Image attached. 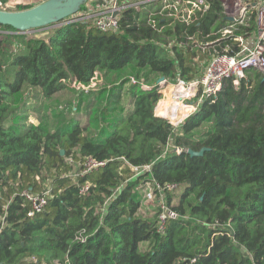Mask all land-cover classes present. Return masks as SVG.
Returning a JSON list of instances; mask_svg holds the SVG:
<instances>
[{"label": "trees", "instance_id": "trees-1", "mask_svg": "<svg viewBox=\"0 0 264 264\" xmlns=\"http://www.w3.org/2000/svg\"><path fill=\"white\" fill-rule=\"evenodd\" d=\"M206 2L210 9L190 26L154 16L153 27L151 3L123 11L118 32L90 21L50 26L47 36L0 25V264H264L261 72L248 70L237 86L228 80L178 128L155 117L157 81L192 80L209 62L214 48L196 43L220 52L229 46L234 54L240 49L234 39L256 30L254 12L223 36L229 22L222 3ZM31 8L20 4L16 11ZM98 72L107 82L87 106L88 123L51 110V130L38 116L50 110L43 102L73 80L88 84ZM168 104L161 103L160 113L170 118ZM179 109L181 118L189 112ZM31 114L39 117L34 123ZM169 142L183 152L161 157ZM203 148L209 151L201 157L187 153ZM87 157L107 164L77 182L64 177ZM124 159L136 167L154 162L149 177L179 186L167 198L180 218L168 220L163 231L157 215L139 214L136 188L143 178L132 179ZM86 184L89 192L82 194ZM47 191L45 208L31 216L24 193Z\"/></svg>", "mask_w": 264, "mask_h": 264}, {"label": "built area", "instance_id": "built-area-1", "mask_svg": "<svg viewBox=\"0 0 264 264\" xmlns=\"http://www.w3.org/2000/svg\"><path fill=\"white\" fill-rule=\"evenodd\" d=\"M220 1L226 19L231 18L233 21L228 20V26L219 33L223 36L231 35L238 27L245 26L254 12L256 14V30L248 38L247 36L240 35L234 39L235 42L240 44V49L234 54L229 46H226L220 52L213 44L210 46L208 44L196 43L195 48H201L203 50L210 47L214 48V52L205 66L204 71L192 80L178 79L173 82L174 84L169 87V97L164 92L162 99V94L160 93V99L155 108V117L165 120L168 119L167 121L174 128H178L188 118L195 115L206 102L216 99L228 80L232 79L234 85L237 86L240 80L246 76V72L251 69L261 72L264 77V0ZM150 3L154 5L153 12L151 11L149 13V22L153 27L156 26V20L152 19L154 16H159L162 21L172 19L186 26H190L196 24L199 18L210 9V5L206 0H140L122 4L119 3V0H88L77 14L64 20L60 25L64 23L90 21L102 31L118 32L120 29V15L123 11L132 7L139 10L141 6ZM0 10L12 11L15 10V7L0 1ZM190 40H193V38H190ZM97 75L96 73L95 77L88 84L73 80L70 88L84 95L99 90L102 79L100 80ZM101 76L104 79V76ZM168 83L164 78L157 85L159 88H164ZM130 84H140L144 90H151L150 86L144 82H138L135 78L130 79ZM162 102H169L166 107L167 109L177 110L183 108L185 110L189 109V112L184 117L174 121L160 113L163 111L161 107ZM182 152L183 149L174 147L173 143L169 142L161 157H165L171 153L180 155ZM106 164L107 162L105 161H98L93 157H87L79 169L72 171L68 175H64V177H69L77 182L81 177L104 167ZM123 166L131 170L132 179L143 178L136 190L142 191L144 201L154 207V213L157 215V226L160 232L163 231L168 220H177L180 218V215L168 205L167 198L168 193L175 192L179 186L176 184L162 186L156 183L152 176L149 177L148 175L152 172L154 162L149 165L136 167L125 160ZM89 189L90 185L86 184L81 188V193L86 194L89 192ZM49 192L47 191L44 195L24 193L26 199L33 207L31 216L43 211L47 204V195ZM109 201L100 207L99 212L104 213L106 211ZM78 239L82 242L86 240L85 237H79Z\"/></svg>", "mask_w": 264, "mask_h": 264}, {"label": "water", "instance_id": "water-1", "mask_svg": "<svg viewBox=\"0 0 264 264\" xmlns=\"http://www.w3.org/2000/svg\"><path fill=\"white\" fill-rule=\"evenodd\" d=\"M86 2L88 0H45L41 4L24 11L0 10V25L13 28L21 33L40 31L60 24L77 14ZM228 20L233 21L231 18ZM163 80L164 78H160L157 83L159 84ZM207 151H209L208 148H203L199 152L189 149L187 153L191 157H201ZM64 154L65 151L62 150L61 155Z\"/></svg>", "mask_w": 264, "mask_h": 264}, {"label": "rangeland", "instance_id": "rangeland-1", "mask_svg": "<svg viewBox=\"0 0 264 264\" xmlns=\"http://www.w3.org/2000/svg\"><path fill=\"white\" fill-rule=\"evenodd\" d=\"M13 3H16L17 5H29V3H26L24 4L23 2L19 3L17 1H14V0H11ZM34 1H37V0H34ZM33 2V1H32ZM31 4H34V3H31ZM30 6V5H29ZM52 28L49 27L47 29H43V30H40V31H33L31 32L30 34H43L42 36H47V32L49 30H51ZM99 79L101 80L102 79V83H101V86H100V89L99 90H95L93 92H91L92 95H89V96H79L80 95V92L77 91V90H74L73 88H70L68 90H65L61 93H59L58 95L55 96V98L53 100H51L50 102H47V103H44L43 104H48L47 106L49 107V112L47 109H42V112L41 114L38 116L39 117H44L45 116V122H47V124L50 126V129L52 130L54 128V118L53 116L51 117L49 114L51 112V110H53L54 112L55 111H63L65 112V115H66V118L70 119V118H76L78 121H80V123L82 125H86L88 123V112L89 110L87 109V106L88 104L90 103H95V95L96 93L100 92L103 88H104V85L105 83L107 82L106 81V78L104 76V74L102 72H98L97 73ZM104 76V79L102 78V76ZM174 84V83H168L166 86H164V88H159V93H161L162 95V99H163V93L166 91H168L169 87ZM103 85V86H102ZM152 88V87H151ZM124 104L127 106V101L124 102ZM41 105V104H40ZM157 106V105H156ZM78 110V111H75ZM72 111V112H71ZM179 113H180V109H179ZM37 116V115H36ZM37 116V117H38ZM38 117V118H39ZM181 118V115L179 116L178 119ZM168 120V119H167ZM35 121L32 120L31 123H34ZM94 130L93 132H90L89 133V136H93L94 134ZM140 195H141V209L139 211V214L141 216H144V217H147V218H152V216L155 215L154 213V207L150 206L148 203H146L144 201V196L142 195V191H137ZM142 249L146 250L148 249V244H145L143 243L142 244Z\"/></svg>", "mask_w": 264, "mask_h": 264}, {"label": "crops", "instance_id": "crops-1", "mask_svg": "<svg viewBox=\"0 0 264 264\" xmlns=\"http://www.w3.org/2000/svg\"><path fill=\"white\" fill-rule=\"evenodd\" d=\"M14 1H17L19 3L23 2L24 4L29 3L30 6L34 7L36 5L41 4L44 0H37V1H34V0H14ZM3 3L4 4H10V5L14 6L15 10H16L17 4L13 3L11 0H6L5 2L3 1ZM31 3H34V4H31ZM32 120H34L35 122L37 121V116L35 114L30 115V121H32Z\"/></svg>", "mask_w": 264, "mask_h": 264}, {"label": "bare ground", "instance_id": "bare-ground-1", "mask_svg": "<svg viewBox=\"0 0 264 264\" xmlns=\"http://www.w3.org/2000/svg\"><path fill=\"white\" fill-rule=\"evenodd\" d=\"M169 116L172 120H178L179 116H180V113H179V109H169Z\"/></svg>", "mask_w": 264, "mask_h": 264}]
</instances>
